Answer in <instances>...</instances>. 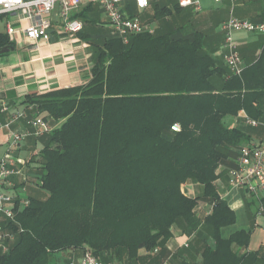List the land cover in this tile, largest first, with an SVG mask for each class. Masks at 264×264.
Returning <instances> with one entry per match:
<instances>
[{
    "label": "trees",
    "instance_id": "obj_1",
    "mask_svg": "<svg viewBox=\"0 0 264 264\" xmlns=\"http://www.w3.org/2000/svg\"><path fill=\"white\" fill-rule=\"evenodd\" d=\"M94 7L73 17L96 27L88 13ZM184 9L178 0H152L145 19L159 27L127 43L82 29L93 63L86 83L3 96L29 117L58 124L26 146L30 154L20 164L40 188L5 223L14 238L7 251L0 247V264H58L57 253L65 250L73 258L90 250L102 264H161L173 251L174 226L185 238L194 236L188 247L174 248L171 260L264 264V247L248 249L252 229L222 234L236 212L216 183L226 170L221 166L236 167L240 148L264 130V42L236 74L206 49L202 31L178 35L182 28L166 18L186 17ZM254 21H264V11ZM7 45L14 43L2 32L0 49ZM242 110L261 124L243 117L240 126H229L228 118ZM7 115L0 111V120ZM186 183L200 191L189 194ZM202 200L211 204L205 215Z\"/></svg>",
    "mask_w": 264,
    "mask_h": 264
},
{
    "label": "built area",
    "instance_id": "obj_2",
    "mask_svg": "<svg viewBox=\"0 0 264 264\" xmlns=\"http://www.w3.org/2000/svg\"><path fill=\"white\" fill-rule=\"evenodd\" d=\"M83 1L95 3L99 6L112 28L113 34L121 37L126 43L130 37L140 33H155L156 26L152 22L144 20L134 9L146 10L152 0H0V18L5 20V32L11 42L15 41L18 34L33 40H50L48 32L53 26L51 15L59 8V21L61 29L68 34L75 35L84 28L81 18L73 17L79 10ZM221 3L223 0H211ZM182 7H193L195 11L203 9L201 0H178ZM224 32L226 49L225 61L236 74L242 72V57L237 49L234 35L236 32H250L264 34V21H254L249 18L229 16L221 23ZM2 112H7L5 121L0 123V128L11 130L7 153L0 156V247L3 251L9 249L8 241H12L14 234L5 229V223L14 219L15 206H27L30 204L29 196H22L27 192L26 186L17 189L12 180L16 174L27 178L26 168L20 164L17 152L29 136H41L53 129L42 116L29 117L24 110L11 111L6 100L1 101ZM240 115L246 121L259 126L261 123L250 118L242 110ZM24 119L27 128L13 129L12 126L18 120ZM173 130H179L178 123L172 125ZM230 183L232 187L244 188L259 201L258 214L264 211V138L254 140L240 148L238 165L230 170ZM27 181V180H26ZM8 189H13L12 191ZM194 234L188 235L181 243V247H188ZM158 252V249H155ZM175 251L161 264L170 261ZM68 264H102L100 259L90 250H85L76 259L72 258ZM132 264V263H128Z\"/></svg>",
    "mask_w": 264,
    "mask_h": 264
},
{
    "label": "crops",
    "instance_id": "obj_3",
    "mask_svg": "<svg viewBox=\"0 0 264 264\" xmlns=\"http://www.w3.org/2000/svg\"><path fill=\"white\" fill-rule=\"evenodd\" d=\"M234 2L235 5L231 6L229 12L222 16L220 20L221 23L231 15L257 20V18H259L261 13L264 11V0H234ZM88 4L90 3L83 1L79 10L83 9ZM217 5L228 7L227 0L217 3ZM192 8L193 7H186L183 13L186 15L187 11ZM88 13L90 17L97 20V28L85 25L83 28L85 33L92 32V38L111 37L114 35L112 28H110V30H105L104 26H106L105 24H107L108 21L98 5ZM51 18L53 22L52 28L53 35L55 37L54 40H52V38L50 40H33L18 34L15 36V41L13 42L14 49L0 55V111L2 109L1 101L6 100L3 96L22 97L23 95L31 92L45 93L57 88L83 84L90 79L91 67L93 63L91 60V49L89 47V43L84 40L82 35L79 33L71 35L65 33L61 29L59 21V8H56L53 11ZM3 33L6 34L5 31ZM178 35L192 37L194 34H184L179 32ZM234 38L238 49H241L242 66L255 59L256 55L261 50L262 43L264 42V34L250 32H236ZM224 42L225 36L223 34L217 44H207L208 49L212 51L221 62L225 61L224 55L226 51L223 47ZM6 101L9 102V100ZM10 107L11 111L24 110L27 112L24 106L11 105ZM243 119V116L239 113L237 117H229L227 123L229 126H240L244 122ZM1 122L3 121L0 120V123ZM52 124L55 126L58 122L54 121ZM262 126L264 127V125ZM12 128H27L26 121L24 119H20L14 123ZM10 133V129L3 127L0 128V148H4L3 153H1L0 156L7 153ZM41 136H29L26 141H24L21 149L17 152L20 160H23L26 157L25 154H30V151L26 149V146L31 142L30 138ZM263 137L264 130L258 132L255 131V133H253L254 140H260ZM40 146L41 144H38L37 148ZM231 164L235 165V162L231 161ZM234 165L231 166V168L225 165L221 166L222 170L223 168L226 170L222 177H220L216 182L218 192L228 201L230 206L236 212V222L225 226L222 229V234L225 237H228L231 233L239 229H252L254 232V228L258 222L260 224H264V211L262 214H258L259 202L256 201L255 203L254 199L246 189L236 188L230 185L229 172ZM12 180L16 183V187L18 189L24 186L26 184V180L28 179L26 178L25 180V176L16 174ZM193 186L194 185L191 183H186L184 188L188 190L189 194L195 195L200 191V189L197 186V191V189H194ZM39 188L40 187L34 184L33 186L27 188V192H29V194L34 192L36 193L39 191ZM8 190L12 191L13 189ZM252 201H254V203H252ZM199 206L200 215H205L211 210V204L209 203L203 206L200 203ZM254 206H257V209H254ZM239 220L240 222L238 223ZM229 226L233 227L229 230L227 229ZM184 239L185 236L183 233L176 228L174 229V237L169 245L175 248L181 245ZM260 247H264V244H261L258 248ZM74 255H76L75 258L78 259L82 254L75 253Z\"/></svg>",
    "mask_w": 264,
    "mask_h": 264
},
{
    "label": "rangeland",
    "instance_id": "obj_4",
    "mask_svg": "<svg viewBox=\"0 0 264 264\" xmlns=\"http://www.w3.org/2000/svg\"><path fill=\"white\" fill-rule=\"evenodd\" d=\"M202 2V6L203 9L202 11H195L193 8L189 9L186 13V17H181V19H179V16L177 14H174V16H170L169 18L167 17L166 19L168 20V22H172L175 25H177V27L182 28V33L184 34H188V33H192L194 34L196 31H202L204 33V43H205V47L206 49H208L207 44L208 45H213V43L217 44V42H219L221 35L223 36V32L221 30V18L223 15L227 14L229 12V9L231 6L235 5L234 0H227V4L228 7H222L221 5H217V3L211 1V0H201ZM221 6V7H220ZM219 7V8H218ZM134 11L139 14L144 20L145 19V15H144V10L139 9L136 10L134 9ZM5 20L0 18V33L5 31ZM153 23L155 24L156 28L159 27V23L158 21H153ZM106 26H104L105 30H110V26L109 23L105 24ZM198 27V28H197ZM194 36V35H192ZM224 47V45H223ZM222 47V48H223ZM225 49V48H224ZM4 149V148H3ZM3 149L0 148V154L3 153ZM28 154H25V156H27ZM35 174H33L32 172H30L27 175V181H26V188L33 186L35 183L33 182V180L35 179ZM194 189L198 188L194 183H191ZM185 187V184L183 185V188ZM185 189V188H184ZM185 191L188 192L187 189H185ZM22 196H29V192H22L21 193ZM201 205H206L207 203L210 204V202L208 200H202V202L200 201ZM201 206V207H202ZM254 209H257V206H254ZM240 222V220L238 221V223ZM259 223V222H258ZM256 224L255 228H254V232L253 235L251 237L250 243L248 245V249H257L261 244H264V224ZM233 226H229L227 227V229H231ZM177 226H174V229H176ZM170 250H174L173 247L170 246ZM159 249V248H158ZM176 249V248H175ZM160 250V249H159ZM184 250H181V253ZM150 251H147L146 253L144 252L143 255L145 256V260L144 262H148L149 261V256H151ZM148 256V257H147ZM57 260H58V264H68V261L70 259L73 258V254L70 251H60L57 253ZM176 258V257H175ZM170 260L168 262H166L165 264H181L180 259L176 258V259Z\"/></svg>",
    "mask_w": 264,
    "mask_h": 264
},
{
    "label": "water",
    "instance_id": "obj_5",
    "mask_svg": "<svg viewBox=\"0 0 264 264\" xmlns=\"http://www.w3.org/2000/svg\"><path fill=\"white\" fill-rule=\"evenodd\" d=\"M48 32L51 34V38H52V40H54L55 37H54V35H53V28H50V29L48 30ZM12 49H14V46H9V45L4 46L3 48L0 49V54H2V53H6V52H9V51L12 50Z\"/></svg>",
    "mask_w": 264,
    "mask_h": 264
},
{
    "label": "snow or ice",
    "instance_id": "obj_6",
    "mask_svg": "<svg viewBox=\"0 0 264 264\" xmlns=\"http://www.w3.org/2000/svg\"><path fill=\"white\" fill-rule=\"evenodd\" d=\"M141 2H143V0H141Z\"/></svg>",
    "mask_w": 264,
    "mask_h": 264
}]
</instances>
